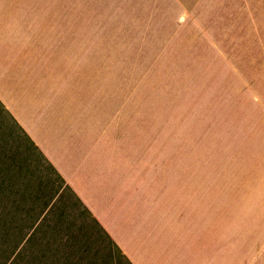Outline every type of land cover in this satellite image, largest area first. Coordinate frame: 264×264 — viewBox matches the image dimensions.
Masks as SVG:
<instances>
[{
	"label": "rangeland",
	"instance_id": "rangeland-1",
	"mask_svg": "<svg viewBox=\"0 0 264 264\" xmlns=\"http://www.w3.org/2000/svg\"><path fill=\"white\" fill-rule=\"evenodd\" d=\"M244 40L235 0H0L9 96L83 133L88 194L128 208L157 263L264 264V91L238 83ZM48 164L0 109V264H129Z\"/></svg>",
	"mask_w": 264,
	"mask_h": 264
},
{
	"label": "crops",
	"instance_id": "crops-1",
	"mask_svg": "<svg viewBox=\"0 0 264 264\" xmlns=\"http://www.w3.org/2000/svg\"><path fill=\"white\" fill-rule=\"evenodd\" d=\"M235 21L237 34L241 32L245 39L236 53L238 83L240 85L241 76L255 82L258 75L259 88L264 91V0H235ZM8 89L14 92V86L7 82L4 66L0 63V103L20 130L78 196L129 264H156L157 261L150 258L152 250L154 252L152 239L147 233L137 230L130 213L122 212L128 208L116 202L97 203L88 194L84 157H91L88 154L91 152L80 144L83 133L71 132L73 128L64 127V123L28 120L19 108L25 101L22 103L16 97H10ZM258 96L264 97V94ZM159 262L157 264H164Z\"/></svg>",
	"mask_w": 264,
	"mask_h": 264
},
{
	"label": "trees",
	"instance_id": "trees-1",
	"mask_svg": "<svg viewBox=\"0 0 264 264\" xmlns=\"http://www.w3.org/2000/svg\"><path fill=\"white\" fill-rule=\"evenodd\" d=\"M0 109L1 110H3V111H5L6 113H7V111H6V109L3 107V105L0 103ZM13 120V119H12ZM14 121V120H13ZM29 140V139H28ZM29 142L32 144V146L35 148V146L33 145V143L29 140ZM36 149V148H35ZM37 150V149H36ZM43 159L45 160V162L47 163V161H46V159L43 157ZM49 165V164H48ZM60 180L63 182V180L61 179V177H60ZM69 189V188H68ZM87 210V209H86ZM98 224V223H97ZM99 225V224H98Z\"/></svg>",
	"mask_w": 264,
	"mask_h": 264
}]
</instances>
